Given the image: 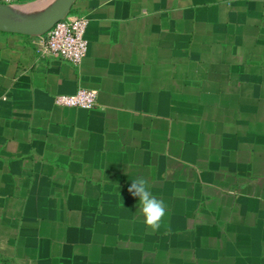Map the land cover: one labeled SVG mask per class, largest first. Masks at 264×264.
Wrapping results in <instances>:
<instances>
[{
  "label": "crops",
  "instance_id": "0c3cea01",
  "mask_svg": "<svg viewBox=\"0 0 264 264\" xmlns=\"http://www.w3.org/2000/svg\"><path fill=\"white\" fill-rule=\"evenodd\" d=\"M79 16L80 66L0 31V264H264V0H76ZM82 88L94 109L56 105ZM138 177L166 205L158 231Z\"/></svg>",
  "mask_w": 264,
  "mask_h": 264
},
{
  "label": "built area",
  "instance_id": "2783aa9c",
  "mask_svg": "<svg viewBox=\"0 0 264 264\" xmlns=\"http://www.w3.org/2000/svg\"><path fill=\"white\" fill-rule=\"evenodd\" d=\"M0 2L16 4L19 0H0ZM88 25L87 16L61 19L43 34L41 44L37 48L38 53L80 66L88 54V41L85 36ZM97 101L96 91L83 88L74 94H62L55 98L58 106L84 110L94 109Z\"/></svg>",
  "mask_w": 264,
  "mask_h": 264
},
{
  "label": "water",
  "instance_id": "95a60500",
  "mask_svg": "<svg viewBox=\"0 0 264 264\" xmlns=\"http://www.w3.org/2000/svg\"><path fill=\"white\" fill-rule=\"evenodd\" d=\"M75 2L76 0H62L47 15L38 18L36 21H32L29 17L31 14L25 13L22 10L10 11L9 14L13 16L12 18L5 15L0 18V31L42 35L58 21L65 18L64 16L73 8ZM0 8L2 9L3 7Z\"/></svg>",
  "mask_w": 264,
  "mask_h": 264
},
{
  "label": "clouds",
  "instance_id": "9594fccd",
  "mask_svg": "<svg viewBox=\"0 0 264 264\" xmlns=\"http://www.w3.org/2000/svg\"><path fill=\"white\" fill-rule=\"evenodd\" d=\"M128 191L134 197H139L137 213L144 217L146 226L153 231L160 230L166 215V205L152 195L149 181L144 177L132 179Z\"/></svg>",
  "mask_w": 264,
  "mask_h": 264
},
{
  "label": "rangeland",
  "instance_id": "374dc122",
  "mask_svg": "<svg viewBox=\"0 0 264 264\" xmlns=\"http://www.w3.org/2000/svg\"><path fill=\"white\" fill-rule=\"evenodd\" d=\"M0 7H3L2 9H4V10H2L1 8H0V18L2 17V16H7V17H9V18H12L13 16H11L10 14H9V12L10 11H19V10H22L23 12H25V13H28V14H31V15H29V17L32 19V21H36L38 18H40V15H39V11H38V9L35 7V6H27V5H24V4H21V3H16V4H5V3H1L0 2ZM8 12V13H4V12ZM5 18V17H4Z\"/></svg>",
  "mask_w": 264,
  "mask_h": 264
}]
</instances>
